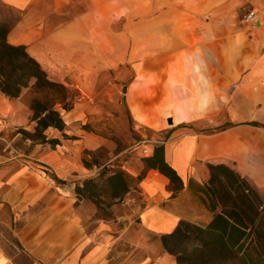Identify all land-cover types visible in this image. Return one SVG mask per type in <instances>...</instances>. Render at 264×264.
Instances as JSON below:
<instances>
[{
	"label": "crops",
	"instance_id": "0c3cea01",
	"mask_svg": "<svg viewBox=\"0 0 264 264\" xmlns=\"http://www.w3.org/2000/svg\"><path fill=\"white\" fill-rule=\"evenodd\" d=\"M73 1L0 0L19 14L9 26L7 41L24 45L51 79H70L87 87L122 63H129L132 72V26L139 24L145 28L146 73H163L168 64L172 72H184L178 76L192 79L193 91L203 96L202 100L170 102L165 108L213 111L218 103L230 104V122L223 123L227 124L223 129L176 134L162 142L165 160L177 171L183 187L173 193L167 177H153L151 171L157 169H148L139 181L147 199L139 212L141 225L166 234L180 220L195 219L191 213L194 195L184 182L192 159L226 164L251 180L264 196V0H77L82 5L80 12L60 22L54 20ZM247 6L256 9V21L241 19ZM122 39L128 47L123 56ZM217 71L223 79L219 86L215 84ZM129 88L127 94L132 92ZM172 91L185 94L192 89L185 85ZM216 92L234 94L217 101ZM30 113L28 106L0 91V114L9 124H28ZM75 118L73 111L70 119ZM37 170L19 154L0 150V221L7 217L3 205L10 219L17 221L18 210L27 200L46 188L55 192L56 176ZM98 228L93 230L95 235ZM102 235L91 241V252L103 249ZM15 248L11 254L0 242V264H25L24 259L27 264H40V258L22 245ZM142 249L143 255H132V264H177L161 247L145 245ZM18 251L21 260L15 258Z\"/></svg>",
	"mask_w": 264,
	"mask_h": 264
},
{
	"label": "rangeland",
	"instance_id": "374dc122",
	"mask_svg": "<svg viewBox=\"0 0 264 264\" xmlns=\"http://www.w3.org/2000/svg\"><path fill=\"white\" fill-rule=\"evenodd\" d=\"M81 9V2L74 0L68 11L54 20H66ZM18 15L0 2V23L9 27ZM144 31V25L132 26V72L129 63H122L107 69L87 87L70 79L57 81L48 77L62 84L63 90L58 86L40 89L35 78H22L27 85L12 100L29 108L34 100L52 103L64 122L62 130L49 126L43 135H38L36 120L31 118L26 125H14L0 114V150H10L28 159L42 175L44 172L51 177L55 175L58 183L55 192L46 188L27 200L18 210L17 221L10 219L8 207L3 205L2 212L7 217L0 221V242L9 253L17 251L15 245H22L25 251L40 258V264H132V255H143L142 246L147 245L173 249L185 258L184 264H229L214 250L206 235L187 232L164 240L162 233H153L140 223L139 212L147 199L141 193L139 181L151 169L145 158L168 136L212 133L219 125L228 124L231 110L225 97L234 94L216 92L217 101L225 99L226 103L221 106L218 103L215 112L165 108L170 102L202 100L203 96L193 91L192 79L178 76L177 73L184 72L177 69L172 72L168 64L163 73H146ZM120 48L123 56L128 48L124 39ZM216 76L215 84L219 86L223 79L218 71ZM71 82L79 88L70 87ZM185 85L192 92L172 91ZM129 86L132 92L127 94ZM73 111L77 118L70 119ZM32 114L31 110L30 117ZM168 117L172 123H168ZM208 162V159H192L184 180L194 195L191 213L195 219L188 221L203 227L218 210L211 209L214 196L207 187ZM115 170H124L131 176L127 190L119 181L108 179ZM151 172L153 177L163 178L158 170ZM88 178L93 183L82 195L77 194L76 187ZM167 182L170 188L169 179ZM232 182L231 178L226 179L228 187ZM98 226L96 235L103 234V249L91 252V241L96 237L93 230ZM15 258L21 260L19 251ZM23 261L27 264L26 259Z\"/></svg>",
	"mask_w": 264,
	"mask_h": 264
},
{
	"label": "trees",
	"instance_id": "16d2710c",
	"mask_svg": "<svg viewBox=\"0 0 264 264\" xmlns=\"http://www.w3.org/2000/svg\"><path fill=\"white\" fill-rule=\"evenodd\" d=\"M8 30L9 27L0 23V91L10 97H16L21 88L27 85V81L22 78L28 80L32 77L40 89L58 86L63 90L62 84L48 78L40 63L26 51L24 45L7 41ZM30 108L33 112L31 118L36 120V134L43 135V130L49 126L60 130L64 128V122L52 103L34 100ZM226 125L221 124L216 128L223 129ZM22 131L25 132L23 129ZM51 139L58 142L56 138ZM145 160L149 168L157 169L169 179L170 189L174 193L183 187L181 177L165 160L163 143L156 144L152 154ZM207 166L210 172V184L207 187L214 196L211 209L218 210L204 227L188 220H180L172 232L162 234V239L180 233L196 232L206 235L214 250L224 256L229 264H264L263 198L246 178L226 164L208 163ZM130 178L124 170H115L108 175L109 180L119 181L124 190L129 188ZM227 178L234 181L229 187L226 185ZM92 183V178L83 180L82 185L76 187V193L82 195ZM166 251L175 255L177 264H184L183 256L174 253L171 248Z\"/></svg>",
	"mask_w": 264,
	"mask_h": 264
},
{
	"label": "built area",
	"instance_id": "2783aa9c",
	"mask_svg": "<svg viewBox=\"0 0 264 264\" xmlns=\"http://www.w3.org/2000/svg\"><path fill=\"white\" fill-rule=\"evenodd\" d=\"M241 19L245 22H253L257 20V11L252 6H247L244 8L243 12L241 13ZM70 87L79 88L77 84L74 82L69 83Z\"/></svg>",
	"mask_w": 264,
	"mask_h": 264
},
{
	"label": "water",
	"instance_id": "95a60500",
	"mask_svg": "<svg viewBox=\"0 0 264 264\" xmlns=\"http://www.w3.org/2000/svg\"><path fill=\"white\" fill-rule=\"evenodd\" d=\"M167 121H168V123H172V119L171 118H168Z\"/></svg>",
	"mask_w": 264,
	"mask_h": 264
}]
</instances>
